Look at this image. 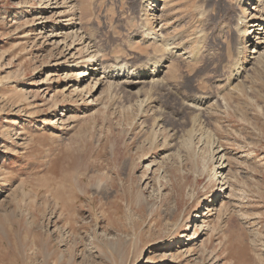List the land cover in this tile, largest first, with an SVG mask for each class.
Instances as JSON below:
<instances>
[{"label":"rangeland","instance_id":"obj_1","mask_svg":"<svg viewBox=\"0 0 264 264\" xmlns=\"http://www.w3.org/2000/svg\"><path fill=\"white\" fill-rule=\"evenodd\" d=\"M56 1L0 0V264H264V0Z\"/></svg>","mask_w":264,"mask_h":264},{"label":"bare ground","instance_id":"obj_2","mask_svg":"<svg viewBox=\"0 0 264 264\" xmlns=\"http://www.w3.org/2000/svg\"><path fill=\"white\" fill-rule=\"evenodd\" d=\"M49 1H51V0H49ZM57 3L59 2V0L58 1H56ZM50 3V2H49ZM49 3H47V4H49ZM153 8V7H152ZM151 8V9H152ZM150 9V8H149ZM150 9V10H151ZM158 9V11L160 10V8L158 7V6H156L155 7V11ZM154 10V9H153ZM148 11V10H147ZM150 12V13H148L147 15L148 16H150V15H155L156 14V12ZM146 15V16H147ZM147 16V17H148ZM247 17V11H246V13L243 15V17H242V19H244V18H246ZM256 19H259V20H255L257 23L255 24V25H251L250 24V22H249V24H248V27L250 26V28H249V31H254V32H256V30H257V35H255L253 38L251 37V39H254V41H252L253 43H251V46H252V49H251V51L254 53V54H261V52H259L260 51V47L264 44V18H256ZM239 21V20H238ZM240 24H242V20L239 22ZM254 28H255V30H254ZM147 30H149V27H147L146 28ZM147 30H146V32H147ZM145 34H148V33H145ZM155 36H159V35H155ZM154 36V37H155ZM251 41V40H250ZM73 44V43H72ZM72 44H71V47H72ZM168 44V43H167ZM249 44V43H248ZM166 45V44H165ZM257 56H255V55H253V58H256ZM157 64L159 63L158 61L156 62ZM91 69V68H90ZM156 69V68H155ZM107 70V69H106ZM124 70V69H123ZM123 70H122V72H123ZM154 70V69H153ZM160 71V70H159ZM83 72H85V74L82 76V77H85V76H87V75H89V78L91 77V73L90 72H88L87 70H84ZM115 73H117V71L115 72ZM127 73V74H126ZM159 73V72H158ZM121 75H124V77H126V79L127 78H129V76H131L130 75V71L129 70H127V71H125L124 73H120ZM119 74V75H120ZM129 74V75H128ZM138 75H137V78H143V77H147V75L148 76H152V75H154L153 77H154V80L153 81H155V82H157L158 81V78L156 79L155 78V76H157V74L154 72V71H152V73L151 74H146L144 71H140V72H138L137 73ZM156 74V75H155ZM120 75V76H121ZM120 76H117V77H120ZM141 76V77H140ZM151 81V80H150ZM124 83V82H123ZM126 83H127V87H129V86H131V85H134V84H136L137 82H134V80H127L126 81ZM125 83V84H126ZM96 84V83H95ZM158 83H156V85H157ZM160 85V84H159ZM140 92H141V90H139ZM138 93V92H137ZM140 94V93H139ZM202 102V101H201ZM200 104H202V103H200ZM194 106H195V104H194ZM221 158H222V156H221Z\"/></svg>","mask_w":264,"mask_h":264}]
</instances>
